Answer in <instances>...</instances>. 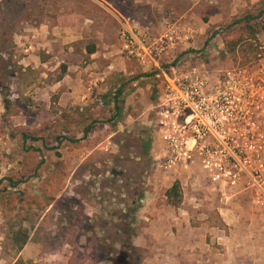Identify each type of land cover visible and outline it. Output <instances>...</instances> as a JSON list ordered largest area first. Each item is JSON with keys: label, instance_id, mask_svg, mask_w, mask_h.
<instances>
[{"label": "rangeland", "instance_id": "obj_1", "mask_svg": "<svg viewBox=\"0 0 264 264\" xmlns=\"http://www.w3.org/2000/svg\"><path fill=\"white\" fill-rule=\"evenodd\" d=\"M194 1L198 2L192 6ZM262 7L264 0H0V264H10L17 247L27 241L40 244L29 256L18 257L27 264H141L149 250L133 247L132 242L148 225L137 217V209L145 206L144 198L150 194L155 196L150 202L154 207L184 205L192 224L223 227L217 213L221 192L206 182L198 165L173 174L153 163L150 149L155 137L145 122H139V114L148 111L158 93L159 79L152 70H142L138 63L141 66L133 73L110 72L112 86L123 84L132 91L126 108L130 118L119 116L130 125L120 126L113 136L114 145L109 146L112 149L104 151L102 138L79 141L73 132L61 134L53 121L54 105L33 97L44 78L38 71L44 67L37 59L50 53L32 42L33 56L25 69V30L45 22L64 23L73 14L85 28L94 25V30L109 35H117L121 23L151 36L170 25L174 45L162 57L163 63L184 65L201 58L209 65L231 64L227 41L235 36L264 51V15L258 13ZM245 16L249 19L235 21ZM251 29L255 30L253 38L249 37ZM83 36L82 42L91 38L87 33ZM70 42L58 41L56 47L48 43V48L57 52L62 45L67 51ZM35 63L37 67L31 69ZM51 70L47 82L58 74ZM53 96H48V102ZM99 101L95 103L101 106ZM102 112L100 119L108 116L105 109ZM41 117L47 120L38 126L35 123ZM175 182L179 201L168 202L165 190ZM232 193L238 200L229 218L242 227L251 219L264 226V210L252 202L244 184ZM130 206H136L133 218L129 217ZM241 230L232 234L233 240H245ZM262 235L254 232L248 238L261 247ZM211 236L206 235L210 245Z\"/></svg>", "mask_w": 264, "mask_h": 264}, {"label": "crops", "instance_id": "obj_2", "mask_svg": "<svg viewBox=\"0 0 264 264\" xmlns=\"http://www.w3.org/2000/svg\"><path fill=\"white\" fill-rule=\"evenodd\" d=\"M197 2L194 1L192 6ZM74 15L68 16L69 18L64 23L45 22L40 23L39 28H33L29 32L25 30V44L23 45V50L26 53L25 69L33 56L32 42L34 44L37 42V45H41L45 48V52L50 54H47L44 59H37V63L44 67L38 68L44 78L39 81L41 84L35 88L34 91L37 94L33 97L43 99L47 106L54 105L53 121L56 122L61 134L73 132V136L79 141H86L92 136L102 138L100 148L110 151L112 147L109 148V146L120 126L128 127L130 125L129 122H126L130 118L126 116V108H128V97L132 91L125 90L123 84V87L112 86L109 74L113 70H120L127 74L133 73L141 65L136 61L129 62L130 59L121 54L119 31L122 24L125 23L120 24L117 35H109L101 29L94 30V25H88L85 28L81 22V25L78 23V17ZM91 29H93L92 33L89 32ZM95 32L96 34H93ZM84 33L91 37L86 42H82L85 40ZM58 41L61 43L71 41V44L66 47L67 51H63L64 47L61 45V49H58L57 52H50L48 43H52L56 47L54 43ZM88 48H91V51H87ZM65 57H69L71 60L67 61ZM52 63L53 66H51ZM30 67L35 69L37 64L30 65ZM51 69H56L54 73L58 74L52 81L47 82L45 77L50 75ZM140 69L149 70L145 64ZM52 93H54L53 99L48 102V96ZM115 94L122 100L118 115L113 113L112 109L111 100ZM105 98L110 99L108 104H104ZM96 100H100L101 106L100 103L99 105L95 103ZM100 108H103V111L105 109V112L108 113L107 117L98 118L100 112L101 115L103 113L102 110H99ZM146 111L143 110L139 114L140 123L146 121L148 112ZM123 114H125L126 120L120 121L119 116ZM44 120L47 118L41 117L35 124L42 125ZM73 124L77 126L73 127ZM98 125L103 128V133H101V129H98ZM84 128L88 129L83 132ZM36 137L41 140L39 136ZM91 149L94 147L89 148V150ZM237 200L236 193L230 194L226 202L220 200L222 205L217 207V213L223 227L217 229V227H207L203 223L192 224L189 219V210L184 205H177L171 209L154 207V204L150 205V202L155 201V196L147 195L144 198L145 206L137 209V217L147 220L148 225L132 242L134 246H141L149 250L141 264H264V241L261 247L259 245L255 247V242L248 238V235L254 232L262 235L264 226H259L251 219L242 227L235 219L229 218L228 212ZM227 204L229 206H225ZM241 229H243L244 235L240 236H246L245 240L241 242L233 240L232 234L238 230L242 231ZM225 230L229 231L228 235L225 234ZM207 233L212 235L211 245L206 242ZM262 237L264 238V235ZM39 247V243L24 242L12 258L11 263L17 257L29 256L31 251L39 250Z\"/></svg>", "mask_w": 264, "mask_h": 264}, {"label": "built area", "instance_id": "obj_3", "mask_svg": "<svg viewBox=\"0 0 264 264\" xmlns=\"http://www.w3.org/2000/svg\"><path fill=\"white\" fill-rule=\"evenodd\" d=\"M169 26L155 36L128 24L119 31L121 54L145 64L159 79L145 121L156 138L153 163L173 174L198 165L206 182L220 190L222 202L242 183L264 210V130L243 124L252 113L248 94L221 75V64L201 58L184 65L163 63L174 45Z\"/></svg>", "mask_w": 264, "mask_h": 264}, {"label": "flooded vegetation", "instance_id": "obj_4", "mask_svg": "<svg viewBox=\"0 0 264 264\" xmlns=\"http://www.w3.org/2000/svg\"><path fill=\"white\" fill-rule=\"evenodd\" d=\"M223 73L248 94L252 113L244 120V125L255 131L264 130V51H258L245 64H221Z\"/></svg>", "mask_w": 264, "mask_h": 264}, {"label": "trees", "instance_id": "obj_5", "mask_svg": "<svg viewBox=\"0 0 264 264\" xmlns=\"http://www.w3.org/2000/svg\"><path fill=\"white\" fill-rule=\"evenodd\" d=\"M258 13H262L264 15V7H262V9ZM247 19H249V16L237 18V20L235 21L240 22V21H244ZM254 33H255V30L251 29L249 37L253 38ZM227 46H228V48L226 49L227 58L230 60V62H233V63L235 62L236 64L248 63L253 55H255L258 51H261L256 45H253L251 41L242 39L240 38V36H235V38L228 40ZM87 51H91V48H88ZM111 101H112L113 113L118 115L120 113L122 100L118 98L117 95L115 94L112 96ZM109 102H110V99L105 98L104 104H108ZM87 129L88 128H84L83 132H85ZM147 138H148L147 141L144 142L145 150H148V147H149V136H147ZM164 194L168 202L170 201H174L175 203L178 202L180 198L178 184L176 182L173 183L168 189L165 190ZM135 210H136V206L129 207V213L131 215V216L129 215L130 218H133ZM133 247L135 246L133 245ZM17 248L19 249L20 246H18ZM11 264H27V262L17 257Z\"/></svg>", "mask_w": 264, "mask_h": 264}]
</instances>
